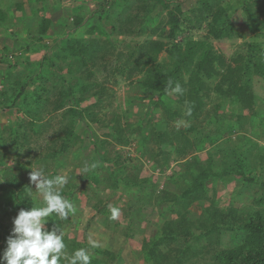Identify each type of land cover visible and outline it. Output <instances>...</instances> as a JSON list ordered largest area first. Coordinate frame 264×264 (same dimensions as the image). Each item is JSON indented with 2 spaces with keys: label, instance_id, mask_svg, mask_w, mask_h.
<instances>
[{
  "label": "trees",
  "instance_id": "1",
  "mask_svg": "<svg viewBox=\"0 0 264 264\" xmlns=\"http://www.w3.org/2000/svg\"><path fill=\"white\" fill-rule=\"evenodd\" d=\"M45 1L34 2L43 5ZM110 2L103 0L102 8L109 9ZM171 4V0H136L130 12L124 11L125 16L121 13L125 18H121L120 14L117 16L114 25L117 32L128 28L132 33L144 34L148 30L149 33L141 37L130 50H126L128 53L125 57L121 52L115 63L111 64L110 56L116 45L108 43V39L100 41L99 38L63 34L60 36V63L55 62L53 55L44 56L36 62L31 57H25L24 62L30 65L28 70L31 73L25 79L13 75L15 66L8 64L6 69H0V148L6 152L24 151L25 148L31 151V141L47 133L44 158L52 157L58 168L74 150L76 142L83 139L77 132L78 120L102 122L93 107L80 108L82 102L100 95V89H93L102 84L98 74L108 71L109 75H121L129 81L132 91L130 102L147 98L154 104L156 111L164 109V114L161 113L162 122L153 126L152 139H155V143L165 144L166 148L171 149L175 146L178 153L188 155L201 142L198 137L204 129L200 125H215L217 136L207 130L203 139L219 145L215 147L221 155L217 168L214 167L216 163L212 162L214 153H209L206 160L199 157L192 161L185 160L184 168L173 174L175 183L180 185L177 188L179 193L176 191L163 199H171L173 204L168 209L177 213L178 217L165 220L151 238L146 251V263L264 264V146L253 142L250 147L243 149L240 145L228 144L230 134L241 130L242 123L251 116L254 118L258 115L255 84L264 81V0H201L190 10L191 15L184 12L180 3L176 6ZM18 5L20 11L24 12L23 6L20 3ZM158 7L162 8L163 15L159 23L150 28L148 18ZM7 13L0 1V26L5 28L3 25L9 23ZM83 21L80 16H75L74 26L77 28ZM39 24L37 30L14 31L13 35L17 38L39 41V44L32 42L27 45L24 51H34L47 45L44 38L51 27V18L43 17ZM185 24L191 30H204L205 33L178 40ZM97 30V27L90 29L94 32ZM243 30L249 39L239 44L228 61L217 51L214 41L233 39L235 35L243 36ZM56 41L59 39L56 38ZM8 48L7 44L3 46L6 60L9 58L6 52L11 53ZM163 53L165 55L161 57ZM45 63L48 70L42 68ZM177 83L183 89L182 94L172 91ZM213 93L230 100L237 109L236 113L247 112L237 115L240 125L236 126L227 119L220 104L215 105L214 109L207 108L206 98ZM173 96L177 100L175 104L168 102V97L173 99ZM19 99L23 101L17 108ZM44 109L61 111L55 116L59 117L58 122L45 120ZM149 114V121L154 123L155 113ZM14 115L16 118L12 122ZM202 115L204 124L200 118ZM174 121L188 124L178 127L173 124ZM106 127L110 128L106 132L108 136L125 144L131 142L132 132H124L126 128L122 125L121 114L115 113ZM4 132L7 136L3 135ZM92 137L99 160L107 164L109 172L116 167V171L111 172L112 181L108 185L117 190L123 183L125 190L130 191L138 177L127 174L126 168L132 164L134 156L129 149H117L106 138L102 139L98 135ZM144 139L148 140L149 136ZM257 170L260 171L259 175H256ZM227 175H239L249 185L260 182L263 192L258 203L261 207L231 203L222 208L203 204L206 183ZM92 180L100 182L99 175H95ZM27 181L28 178L12 173L6 184H0V242L5 248L13 218L21 208H31L32 196L26 186ZM82 187L81 183L75 184L70 187V194L64 188L61 194L74 204L72 195ZM105 200L101 204L106 210ZM192 203L202 206L199 216L195 218L182 214ZM103 207L95 208L96 214L101 213ZM131 208L130 204L126 206L123 210L125 216H128V209ZM47 219V229L57 227L61 230L63 220L55 213ZM226 235L229 239H225ZM204 241L209 244L204 245ZM65 251L69 253L71 249L66 246ZM97 251L105 252L108 259L90 255L91 264H105L107 260L112 264L117 259L108 250ZM61 264H68V260L62 258Z\"/></svg>",
  "mask_w": 264,
  "mask_h": 264
},
{
  "label": "rangeland",
  "instance_id": "2",
  "mask_svg": "<svg viewBox=\"0 0 264 264\" xmlns=\"http://www.w3.org/2000/svg\"><path fill=\"white\" fill-rule=\"evenodd\" d=\"M0 1L3 7L7 9L9 19L8 25H3L6 28L0 26V69H6L8 64L15 66L13 75H20L22 79L31 75L28 70L30 65H26L24 62L25 57H31L36 62L44 56L53 55L55 62H61L62 57L58 56L62 54L60 36L63 34L87 39L99 38L100 41L108 39V43L116 45L113 54L110 56L112 64L115 63V59L120 56L121 52L125 57L128 53L126 50H130L141 37H145L149 33V30L146 32L147 34H140L139 32L132 33L128 28L118 32L114 29V25L118 20L117 16L120 14L121 18H125L126 13L124 11L130 12L136 0H111L109 9L102 8L103 0H47L43 5L34 2L35 0ZM199 2L201 0H171V6L180 3L184 12L191 15L190 10ZM19 3L23 6L24 12L18 8ZM164 13L166 12L164 11ZM162 15V8L158 7L149 16L148 26L151 28L157 25ZM75 16H80L82 21L84 20L77 28L74 26ZM43 17H50L52 21L48 35L44 38L47 45L34 51H24L23 48L32 42H36V40L32 41L29 38V41H26L22 37L17 38L13 35L14 31L37 30ZM94 27L98 28L97 32L90 31ZM203 33H205L204 30H191L190 26L185 24L178 40L189 35L199 36ZM242 35H235L233 39L227 38L224 41L215 40L214 44L217 51L230 61L239 44L249 39V35L246 32L244 33V30ZM56 38L59 41H56ZM5 44L9 46L8 51L11 50V53L6 52L9 55H7L8 60L4 58L3 46ZM35 44H39V41ZM164 55V53L161 54V57ZM18 62L19 65L17 66ZM42 68L48 70L47 63ZM98 77L102 84L100 87L96 86L93 89L94 91L100 89V95L82 102L80 108L93 107V111L97 117L102 119V122L91 123L89 120L86 122L78 120L77 132L83 139L76 142L73 147L74 150L68 157L63 159L61 166H57L58 168H56V161L52 157L44 158L47 152L45 150L47 133L31 141V151L29 148H25L24 151L6 152L0 148V184H6V180L12 173L28 178L26 186L32 196L31 207H42L43 197L36 191L35 184L30 181L32 169H44L45 175L49 178H54L56 175L67 176L69 179L64 189L67 190L68 194H70V187L81 183L83 187L72 195L76 211L74 214H70L67 220H63L60 230L65 245L71 249L69 253L64 250V254L71 256L74 249L85 248L90 255L106 260L108 256L104 251L108 250L117 256L112 264H147L145 257L151 238L157 234L165 220L178 217L177 213L170 212L168 209L173 204L171 199H163V197L166 198L176 191V193H179L177 188L180 185L175 183L173 174L180 168H184L185 160L192 161L196 157L206 160L209 153H214L212 162L216 163L214 167L217 168V162L221 159L220 153L216 152L215 146L217 144L211 143L208 139H203L207 134V130L211 135L217 136L215 134L216 127L215 125H205L206 127L200 125V128L204 129L198 137L201 142L198 143L199 146L197 147L200 149L195 148L188 155L178 153L175 146L172 149L170 147L166 148L165 144L155 143V139H152L154 136L153 126L155 123L162 122L161 113L164 112V109L161 108L156 111L154 104L149 102L147 98L130 102L129 95L132 91L129 88V81L121 75H109L108 71H103L98 74ZM134 91L136 92V90ZM255 92L257 94L256 108L258 115L254 118L251 116L249 120L242 123L241 130H236L230 134V141L228 142L230 146L240 145L245 149L250 147L253 142H258L260 146H264V81L255 84ZM168 99H170L168 102L173 104L177 101L174 96L173 99L172 97H168ZM206 100L208 102L207 108L214 109L215 105L220 104L221 111L226 113L227 119L232 124L236 126L241 124L238 123L239 120L236 117L239 113H245L246 111L236 113L237 109L230 100H224L223 96L215 93L207 97ZM22 101V99H19L16 105L17 108L21 106ZM48 110H43L45 120L57 123L59 117L55 116H58V112L61 111L52 112ZM151 112L155 113L153 115L154 123L149 121V113ZM115 113L122 116V125L126 128L124 132H132L129 144L106 134L110 130L109 127H106V124ZM15 118V115L11 118L12 122ZM200 118L202 124H204L203 115ZM173 124L180 127L188 123L174 121ZM30 132H32L31 129ZM3 135L7 136L5 132ZM92 135L110 140L113 145L118 147L117 149H129L130 154L134 156L132 164L126 168L127 174L138 177L137 183L132 185L130 191L125 190L123 183H120L117 190L108 185L112 181L111 172L116 171V167L109 172L107 164L99 160L96 147L92 143ZM146 136H149L148 140L144 139ZM256 150L258 149L256 148ZM92 163H96L97 167L91 168ZM86 167L87 171H85ZM259 173L260 171L257 170L256 175H259ZM95 175H99L100 182L96 183L92 180ZM204 190L203 204L206 206L214 205L223 208L234 203L236 206L261 207L258 203L263 192L260 182L249 185L239 175H227L215 181L210 180L206 183ZM105 199L107 200L106 210L101 204L102 200ZM128 204L132 208L128 209V216H125L123 210L126 209ZM97 207H103V211L99 214H96L95 208ZM113 207L119 209V216L116 220L110 219V208ZM201 209V205L192 203L187 209L183 210L182 214L189 218H195L199 216ZM9 219L7 218V220ZM47 224L48 221L45 227ZM89 237L98 241L99 247L91 248ZM225 239H229V236L226 235ZM208 244L204 241V245ZM4 249L5 247L0 242V255H2ZM109 262L107 260L105 264H109Z\"/></svg>",
  "mask_w": 264,
  "mask_h": 264
},
{
  "label": "clouds",
  "instance_id": "3",
  "mask_svg": "<svg viewBox=\"0 0 264 264\" xmlns=\"http://www.w3.org/2000/svg\"><path fill=\"white\" fill-rule=\"evenodd\" d=\"M171 86V81L169 82ZM177 94L183 89L179 83L172 88ZM190 115V112L188 113ZM91 168L97 167L92 163ZM87 167L85 171H87ZM65 175H56L49 178L44 169H32L30 181L35 184L36 191L43 197L42 207L21 208L13 218V227L6 238V248L0 255V264H61L62 258L68 264H91V256L85 248L76 249L70 257L64 256L66 248L62 233L57 227L51 230L45 227L48 217L53 213L61 220H67L76 209L61 191L68 183ZM110 219L116 220L119 216L118 208H110ZM91 248L99 247V242L89 237Z\"/></svg>",
  "mask_w": 264,
  "mask_h": 264
}]
</instances>
